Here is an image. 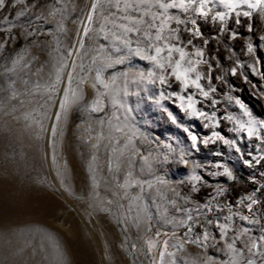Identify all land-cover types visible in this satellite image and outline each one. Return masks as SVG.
<instances>
[{
    "label": "rangeland",
    "instance_id": "rangeland-1",
    "mask_svg": "<svg viewBox=\"0 0 264 264\" xmlns=\"http://www.w3.org/2000/svg\"><path fill=\"white\" fill-rule=\"evenodd\" d=\"M125 2L137 0H100L102 7L90 22L87 12L91 0H6L7 6L0 8V114L9 108L27 113V120L38 125L40 148L39 159L22 150L21 162L15 163L16 182L23 184L25 193L16 194L11 204L0 202L4 213L21 198L30 208L20 212L19 220L8 217L0 226V264H60L49 262V251L39 242L43 223L61 239L56 250L63 264H248L250 260L264 264V161L257 165L253 159L264 157V139H249L244 131H236L241 124L247 126L249 120H264V40L260 39L264 36V14L257 10L250 19L241 17L239 26L233 14L221 32L220 22L211 18L214 11H223L218 4L207 18L199 17L194 7L187 12L168 10L172 17L197 20L202 38L194 43L204 50V58L212 66L210 74L207 64L199 66L201 84L205 90L209 84L216 89L205 99L195 89L181 92L174 79L171 87L161 86L159 70L157 82L149 83L152 65L135 56L128 57L123 65L104 67L106 57L116 59L127 51L116 39L121 33L115 25L127 24L120 17L139 20L141 12H160L156 7L125 10ZM212 8L209 3L205 10ZM144 21L139 25L141 39L152 22L150 16ZM155 23L159 26L160 21ZM83 25L89 28L86 35ZM185 27L192 25H177L173 19L163 35L168 37L170 30H178L186 44L190 37ZM234 31L237 36L232 39ZM150 34L154 37L155 30L151 29ZM80 38L83 46L78 42ZM123 38L133 41L131 47H136L137 34ZM204 39L210 41L208 45L203 44ZM249 43L251 53L247 50ZM186 50L191 52V46ZM233 67L237 68L235 76L231 74ZM97 69L105 83L109 77H116L109 89L93 86ZM125 72L127 78L122 75ZM139 72L144 73L145 80L133 82ZM64 88L69 89L68 102L66 111H61ZM73 92L79 99H73ZM161 95L168 99H161ZM189 95L197 109L205 111L211 120L180 111L178 106L187 104ZM97 100L102 111L92 112ZM212 100L216 101L214 106ZM57 111H61L59 120ZM169 113L176 119L175 124L169 120ZM53 123L57 125L55 133ZM205 123L209 128L203 127ZM216 124L218 127L213 129ZM184 128L201 140L212 130L220 131L226 139L236 140L241 151L222 142L200 144L193 150ZM259 131L264 137V129ZM0 136L7 133L1 132ZM2 139L6 151L16 158L17 148ZM216 152L221 155H214ZM4 163L0 159V166ZM217 163L228 167L234 179L211 175L223 171L215 167ZM129 172L131 179L143 183V192L139 186L118 187L125 183ZM1 173V177L8 176L7 172ZM191 175L203 176L204 183L190 181ZM157 178L165 183H157ZM193 183L198 193H191ZM217 187L226 190L222 196L217 195ZM253 192L257 203L249 210L251 201L244 197ZM188 216L193 224L212 221L207 226V241L185 243L201 238L204 228H194L188 234L186 227L169 223ZM242 216L248 219L241 220ZM18 227L25 230L22 240L13 234ZM146 241L154 242L151 252ZM253 242L256 247L250 251ZM161 249L165 251L163 259Z\"/></svg>",
    "mask_w": 264,
    "mask_h": 264
},
{
    "label": "snow or ice",
    "instance_id": "snow-or-ice-1",
    "mask_svg": "<svg viewBox=\"0 0 264 264\" xmlns=\"http://www.w3.org/2000/svg\"><path fill=\"white\" fill-rule=\"evenodd\" d=\"M211 3L213 5L212 9H208L206 11L208 4ZM219 5L220 8L223 9V11L216 10L214 11V15H212L213 22L219 21L220 22V31L224 32L225 29V23L227 20L234 14L236 17L235 23L237 26L241 24V17L244 18H251L252 13L259 10L262 14H264V0H199V4H195V0H187V3H185V0H168V2H162V0H137L136 3H129L125 2L123 7L125 10L127 9H135L139 11L141 8H144L146 10H150L152 7H156L160 10L159 14L152 13L150 11H144L141 12V19L139 20H133L128 16H122L119 19L122 21H127V24L125 23H118L115 25L117 29L120 30L121 35H117L116 39L119 40L120 44L123 45L125 49H127L125 55H121L116 59H112L111 57H106L104 62V67L112 68L115 65H123L125 64V61L130 56L138 57L142 61L149 62L152 67L148 71V82L149 83H156L157 82V70H159L158 75V82L161 86H169L171 87V81L174 79L176 82H178L180 91L184 92L186 89H195L199 93V95L205 99L209 98V94L216 91L215 88H213L210 84L207 87V90H205V87L202 86L201 80L203 78L202 73L198 70L199 66L202 64L208 65V73L210 74L212 72V66L209 62V60H206L205 52L202 48L197 47L194 41L196 39L202 38V33L199 27L197 26V20L191 19L189 21H184L179 19V17H172L168 15L169 9H179L181 11L187 12L190 8H195V12L199 17L207 18L209 15V12L213 11L216 7V5ZM6 0H0V8L6 7ZM102 7L100 0H91V8L87 12V20L90 22L92 21L94 14L98 8ZM117 7H119V4H117ZM247 8L248 10H242L243 8ZM150 16L151 17V23L148 25V30H145L144 35L142 39L139 37L140 33V27L139 25H142L145 23L144 17ZM175 19L176 24H191L192 27H185V32L190 37L187 40V43L185 44L183 40L180 39L178 35V30H170V35L168 37H165L163 33L166 29H168V24L171 20ZM156 21H160L159 26L156 25ZM131 25V26H128ZM84 33L85 35L88 33L89 28L87 25H83ZM155 30V36L153 37L150 34V30ZM249 31H251V27H249ZM135 33L137 34V40H136V47H131L133 41L127 38L128 34ZM237 36V33L234 31L232 33V39H235ZM212 39H215V37H212ZM261 40H264V36L260 38ZM81 43V46H83V38H80L78 41ZM208 39L203 40L204 45L209 44ZM143 45V46H142ZM191 46L192 51L189 52L186 49ZM247 50L249 53L252 52V45L249 43L247 44ZM78 51V50H77ZM117 52L121 51L120 48L116 49ZM71 55V53H69ZM95 59V58H94ZM211 59H215V57H211ZM100 69H97V75L95 77V82L93 86L95 87L97 84H99L101 87H103L105 90L109 89L110 84H114L116 77L112 76L108 78V83H105L100 76ZM231 74L235 76L237 74V68L233 67L231 69ZM69 79H71V73L68 74ZM122 75L127 78L128 73H122ZM194 75V78H193ZM171 78V79H170ZM143 81L145 80V75L143 72H139L134 75L133 82H136V80ZM217 80H220L221 77H216ZM83 82V81H81ZM54 88L55 85H52ZM64 92L66 96L60 100V108L61 111H66V105H67V94L69 92L68 88H64ZM127 95V93H125ZM172 95H175L174 93ZM73 99H79L77 94L75 92L72 93ZM161 99H168V97H165L161 95ZM177 98L181 101L184 100L183 96H177ZM117 101L113 98L112 103L115 104ZM156 103H159V100L156 101ZM212 105L214 106L216 104L215 100L211 101ZM237 103L239 104V100H237ZM179 109L181 112H185L186 115L196 118H203L211 120V117L208 116V114L203 111L199 110L196 107L195 102L193 101V96H188V103L184 104L181 103L179 106ZM241 108H243V105H241ZM61 111H57L55 113L57 120L60 119ZM92 112H99L102 111V105L99 100L96 101L95 106L91 107ZM246 116L248 113L245 111L244 113ZM215 115V113H213ZM169 120L173 124H175L177 121L174 118V116L169 113L168 114ZM229 120H231V117H228ZM57 125L53 123L51 125L53 133L56 131ZM204 128H209V123H205L203 125ZM213 129L218 127V124L212 126ZM259 129H264V120H249L247 123V126L244 124L239 125V127L236 129V131H244L245 134L249 139L252 137H255L257 140L264 139L262 137ZM116 131H120L119 128L116 129ZM183 131L187 134V139L190 142V146L193 150H197L200 146V144H203L204 146L211 144H215L217 142H222L223 144L229 146L232 149H235L236 152H240L241 149L238 146V143L236 140L232 139H226L224 135L221 134L220 131L212 130L210 134L205 135L203 139L201 140L200 137H198L196 134H194L189 128H184ZM229 131H233V129H229ZM216 156H220V152L214 153ZM255 159V162L257 165L261 164L262 161H264V157H261L259 159ZM186 163V162H185ZM244 163L246 165L249 164L248 160H245ZM109 171H112V161L109 159ZM250 166V165H249ZM217 169H223L222 172H213L211 175L213 176H224L227 177L228 180H233L234 176L231 172V170L226 167L222 163H217L215 165ZM117 170H119V166L117 165ZM261 176H264V172L261 173ZM190 181L200 182L204 183L205 178L201 175H191L188 178ZM157 183L164 184L165 181L162 178H157ZM133 186H139L141 189V192L144 191V185L142 182L131 179V173L126 174L125 183L124 184H118L119 188H127V187H133ZM148 187L152 188V183H148ZM199 189L197 188L196 183H193L191 186V193H198ZM217 195H223L226 191L225 189L221 187H217L215 189ZM256 191H259L257 189ZM177 196H180L179 193H176ZM255 192H253L251 195L244 197L245 200H250L251 203L247 205L249 210H251L252 206L257 203V200L254 198ZM181 199H187V197H180ZM136 199H139L137 197ZM109 204H111V201H108ZM203 207H207V205H201ZM211 209L209 208V211ZM101 211H105V209H101ZM146 211V209H141V212ZM179 211V209H177ZM192 217L188 216L186 220H180L178 222L176 221H169V223H177L181 227L187 228V233L191 234L194 230V228H204L203 235L201 238H198L197 240H185V243H200V239H203L204 241H207L209 239V233L207 231V226L212 224L211 220H207L205 225H201L199 222L196 223H190L192 221ZM225 219H229L226 217ZM241 220H247L248 218L246 216L240 217ZM6 223L5 213L2 208H0V226H3ZM249 223H253V221H249ZM217 227L223 228V226L217 224ZM246 231V230H245ZM157 236L160 235L159 232L156 233ZM175 235V233H173ZM239 239V236L237 237ZM261 240H264V236L261 237ZM147 247L149 252H151L152 248L155 246L153 241H146ZM168 244L167 241H165L164 248H167ZM175 247V245H173ZM229 248L232 247V245L228 246ZM256 243L253 242L250 247L255 248ZM160 256L161 259L165 256V251L163 249L160 250ZM5 264H8L7 261H5ZM155 264V262H154ZM248 264H253V262L250 260Z\"/></svg>",
    "mask_w": 264,
    "mask_h": 264
},
{
    "label": "bare ground",
    "instance_id": "bare-ground-1",
    "mask_svg": "<svg viewBox=\"0 0 264 264\" xmlns=\"http://www.w3.org/2000/svg\"><path fill=\"white\" fill-rule=\"evenodd\" d=\"M15 110L16 108L14 110L10 108L5 109L0 114V133H7V136H0V159L5 161L4 165L0 166V175H2L1 172L8 173V176H0V202L4 204H11L14 201L16 194L22 195L25 193L23 184L16 182V173L14 168L15 163H20L22 160L20 151L24 150L26 153L30 152L37 159L40 158V148L38 147V125H36L35 122L27 120V113H15ZM3 137L15 148H17V151H19L18 154H16V158L13 157L11 152L6 151V142L2 139ZM29 210L30 208L24 204L21 198L13 204L11 210L6 211L5 218L15 217L17 218L16 220H19L20 212ZM11 230L12 229L9 231ZM24 231L25 230L23 228L18 227L14 230V232H12L16 238L22 240ZM40 236L42 240L39 242L49 251V262L52 263L54 261H58L60 264H63L62 257L59 256V251L56 250V243L61 240L59 239V236H53L52 228L44 223L40 231ZM34 241L38 243L37 239H34ZM15 245L19 246L17 243H15Z\"/></svg>",
    "mask_w": 264,
    "mask_h": 264
}]
</instances>
